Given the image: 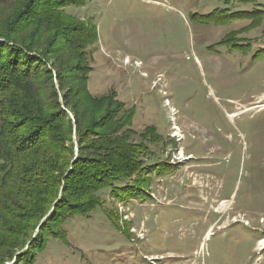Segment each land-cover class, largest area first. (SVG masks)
<instances>
[{
	"label": "rangeland",
	"instance_id": "374dc122",
	"mask_svg": "<svg viewBox=\"0 0 264 264\" xmlns=\"http://www.w3.org/2000/svg\"><path fill=\"white\" fill-rule=\"evenodd\" d=\"M239 4L64 8L96 26L88 92H113L134 111L129 140L144 145L135 184L143 195L98 191L100 205L70 217L66 237L15 264H264V23L246 27L262 7Z\"/></svg>",
	"mask_w": 264,
	"mask_h": 264
},
{
	"label": "trees",
	"instance_id": "16d2710c",
	"mask_svg": "<svg viewBox=\"0 0 264 264\" xmlns=\"http://www.w3.org/2000/svg\"><path fill=\"white\" fill-rule=\"evenodd\" d=\"M85 1L0 0V264L66 237V221L99 206L104 188L117 199L143 195L133 109L87 90L96 26L64 12ZM261 7L246 27L264 23Z\"/></svg>",
	"mask_w": 264,
	"mask_h": 264
},
{
	"label": "crops",
	"instance_id": "0c3cea01",
	"mask_svg": "<svg viewBox=\"0 0 264 264\" xmlns=\"http://www.w3.org/2000/svg\"><path fill=\"white\" fill-rule=\"evenodd\" d=\"M254 4H258V5L262 6L264 4V0H254ZM239 5H241V6H239L240 8H243V7H247L248 4L241 3Z\"/></svg>",
	"mask_w": 264,
	"mask_h": 264
},
{
	"label": "bare ground",
	"instance_id": "6f19581e",
	"mask_svg": "<svg viewBox=\"0 0 264 264\" xmlns=\"http://www.w3.org/2000/svg\"><path fill=\"white\" fill-rule=\"evenodd\" d=\"M231 116H233V115H231ZM187 157H190V156H187ZM225 204H228V202L227 201H222V202H220L219 207H222ZM263 243H264V240H261V241L258 242L259 249L261 248Z\"/></svg>",
	"mask_w": 264,
	"mask_h": 264
}]
</instances>
